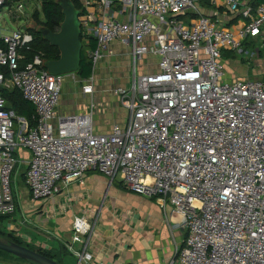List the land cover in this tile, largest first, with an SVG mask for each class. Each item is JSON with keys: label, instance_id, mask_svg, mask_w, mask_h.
<instances>
[{"label": "built area", "instance_id": "built-area-1", "mask_svg": "<svg viewBox=\"0 0 264 264\" xmlns=\"http://www.w3.org/2000/svg\"><path fill=\"white\" fill-rule=\"evenodd\" d=\"M33 1L31 13L41 6ZM79 2L83 40L96 41L88 53L92 73L80 79V91L92 96L96 69L116 56L112 45L119 43L131 79L104 90L125 118L106 132L95 130L92 99L85 111L58 113L64 75L49 74L39 54L20 67V50H30L33 41L31 13L23 0H0V13L25 16L16 30L0 35V68L7 69L0 70V89L18 88L35 111L28 128L0 93V216L15 212L19 162L26 164L32 205L70 182L83 184L85 173L96 170L181 216L186 237L169 264H264V81L225 75L232 58L225 52L259 57L264 74V0ZM91 226L88 214L74 215L62 239L76 264L93 260Z\"/></svg>", "mask_w": 264, "mask_h": 264}, {"label": "crops", "instance_id": "crops-1", "mask_svg": "<svg viewBox=\"0 0 264 264\" xmlns=\"http://www.w3.org/2000/svg\"><path fill=\"white\" fill-rule=\"evenodd\" d=\"M112 48L116 56L106 58L98 66L92 96H84L80 81L75 80L69 97H61L57 107L60 114L80 112L87 109L90 99L94 100L98 106L94 112V128L99 132H106L112 124L123 121L114 117L119 112L117 99L104 89L128 84L129 76L123 77V73L119 74L121 67H110V63L127 62L129 71L130 62L122 54L125 51L122 45L114 42ZM99 114L104 115V125H96ZM28 153L22 151L24 156ZM114 180L89 170L83 184L70 182L41 205H32L29 194L23 203L19 202V216L6 220V228L10 232L18 225L21 228L15 235L25 243L56 249L63 245L62 239L69 237L73 216L86 213L92 224L88 238L93 260L89 264H169L176 246L185 238L181 216L170 204L161 206L154 198L128 190L119 178L117 183ZM66 255L73 259L72 264L77 263L70 252ZM14 260L0 258V264H32Z\"/></svg>", "mask_w": 264, "mask_h": 264}, {"label": "trees", "instance_id": "trees-1", "mask_svg": "<svg viewBox=\"0 0 264 264\" xmlns=\"http://www.w3.org/2000/svg\"><path fill=\"white\" fill-rule=\"evenodd\" d=\"M72 2L74 3L76 8L81 10V13L84 12V9L81 7L79 0H72ZM30 18L32 24H30V26L28 27V31L33 35V41L30 44L31 45L30 50H20V52L24 55V58L19 62L20 67H23L25 64H27L35 54H39L43 61L55 60L58 59L59 57V51L57 47L50 45L48 41L44 40L41 34L38 32L37 28L40 26H45L52 31H56L59 27V23L63 19L61 8L56 4L55 0H41V6L38 9L35 8L32 11ZM88 38H89L88 42H85L83 40V34L81 32L80 39L82 42V48L80 53V63L77 71L75 72L77 77H79L81 80L90 77L92 73L91 60L88 56V53L90 50L95 48L96 41H95V37L93 36H88ZM2 46H3V42L0 39V47ZM225 56L226 58L231 57V53L225 52ZM259 56L261 57V53H259ZM0 70H2L5 74H7L6 68H0ZM0 93L6 100V107L12 110L16 116L24 118L27 122L28 128H31L35 125L34 107L28 100H26L23 97L21 91L18 88L16 87L10 89L1 88ZM29 156H30L29 153L26 154V156H24L23 154L24 159H29ZM22 177L26 185L25 172L23 173ZM13 188L14 187L12 185L13 197L14 200H16ZM14 215L15 214L13 213L10 215L0 216V219L8 220L14 217ZM6 232L7 233H3L2 231H0V233H2L5 239V242H15L20 245L26 246L32 250L41 253L42 255L48 258H51L63 264L62 257L67 254V250L63 245L61 244L58 245L56 249L55 248L47 249L38 246H30L29 244L22 241L17 235H15L14 232L11 231L10 232L6 231ZM184 237H186V232ZM6 257L11 259L26 260L13 256L12 254L0 249V258L5 259ZM26 261L35 264L30 260H26Z\"/></svg>", "mask_w": 264, "mask_h": 264}, {"label": "rangeland", "instance_id": "rangeland-1", "mask_svg": "<svg viewBox=\"0 0 264 264\" xmlns=\"http://www.w3.org/2000/svg\"><path fill=\"white\" fill-rule=\"evenodd\" d=\"M23 1L28 6L27 12L31 13V10L34 7V1L33 0H23ZM9 12H11V10H4L2 13H0V35L10 34L12 31L16 30L20 24H23L25 21L24 15H19V17L15 19L14 17H11ZM28 24L29 25L32 24L31 18L29 19ZM242 46L245 49L253 48L249 42H243ZM231 56H232L231 60L226 61L225 63V71H226L225 75L228 79L247 78V79H262L264 81V74L262 72L263 71L262 61L259 59V57L258 59H244L245 57H242V55L231 54ZM127 65H128L127 62L122 63V65H116V64L111 65L110 63V67L111 66L121 67L119 74L123 73V77L127 74L129 78L131 79L132 74L130 71L126 70ZM106 66H108V64ZM97 71H98V68L96 69V74H97ZM74 75L72 76L70 74L64 75L63 90L61 92V97H63L64 99H66V97L67 98L69 97L70 91L72 90L71 87L73 83L75 82V80L80 81V78L77 77L76 74ZM118 109H119V112H116V114H114V117L117 118L118 121H122L125 118V111L120 105H118ZM97 124L104 125V115L103 114L100 116H96V125ZM25 170H26L25 163H21V162L17 163L15 177L12 183L14 187L13 189H14L15 198H16V200H14L15 201V212H14L15 216H19L20 214L19 202L23 203L24 199H27L29 196L28 189L22 177ZM114 182L116 183L118 182V177L115 178ZM30 202H32V200H30ZM6 225H7L6 220L0 219V231H2L3 233H7L6 231H8L6 228ZM0 240L5 241L2 233H0ZM28 244L30 246H33L34 242H31ZM74 258L77 262L76 257ZM5 259H11V258L6 257ZM72 260L73 259H71V257H68L66 255V257H64L62 262L64 264H72ZM14 261L15 262H28L26 260H19V259H16Z\"/></svg>", "mask_w": 264, "mask_h": 264}, {"label": "water", "instance_id": "water-1", "mask_svg": "<svg viewBox=\"0 0 264 264\" xmlns=\"http://www.w3.org/2000/svg\"><path fill=\"white\" fill-rule=\"evenodd\" d=\"M61 8L63 19L56 31L45 26L37 28L42 38L52 46H56L59 57L55 60L43 61V67L51 74H72L75 73L80 63L82 42L80 39L81 27L79 15L81 10L76 8L72 0H55ZM0 249L13 256L30 260L35 264H61L41 253L15 242L0 240Z\"/></svg>", "mask_w": 264, "mask_h": 264}]
</instances>
